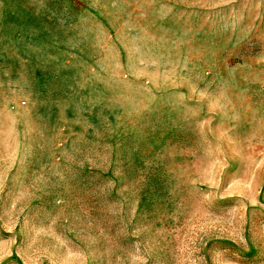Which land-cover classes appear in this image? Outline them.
Instances as JSON below:
<instances>
[{
    "label": "rangeland",
    "instance_id": "374dc122",
    "mask_svg": "<svg viewBox=\"0 0 264 264\" xmlns=\"http://www.w3.org/2000/svg\"><path fill=\"white\" fill-rule=\"evenodd\" d=\"M0 264H264V0H0Z\"/></svg>",
    "mask_w": 264,
    "mask_h": 264
}]
</instances>
